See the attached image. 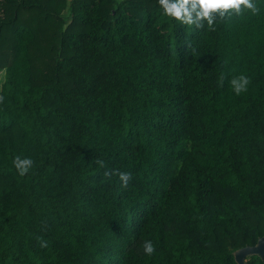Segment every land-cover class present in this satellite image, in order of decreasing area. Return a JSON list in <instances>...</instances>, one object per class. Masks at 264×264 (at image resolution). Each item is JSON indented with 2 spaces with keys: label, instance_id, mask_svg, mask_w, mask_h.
I'll use <instances>...</instances> for the list:
<instances>
[{
  "label": "trees",
  "instance_id": "obj_1",
  "mask_svg": "<svg viewBox=\"0 0 264 264\" xmlns=\"http://www.w3.org/2000/svg\"><path fill=\"white\" fill-rule=\"evenodd\" d=\"M253 3L213 13V31L159 0H0V264H237L264 236ZM17 155L34 161L24 176Z\"/></svg>",
  "mask_w": 264,
  "mask_h": 264
},
{
  "label": "clouds",
  "instance_id": "obj_2",
  "mask_svg": "<svg viewBox=\"0 0 264 264\" xmlns=\"http://www.w3.org/2000/svg\"><path fill=\"white\" fill-rule=\"evenodd\" d=\"M160 6L164 9V12L170 16L174 17L176 20L180 21L182 24L195 25L196 28H202L203 25L197 21L202 19L208 20V28L210 30H215L213 13L219 11L221 12V19H223V13L228 10H235L237 16L242 14L243 9H250L253 15H258L260 12V7L253 3V0H159ZM191 5V9L188 7ZM243 6V7H242ZM196 11V20H192L191 11ZM221 86L223 83V78H221ZM250 83V78L241 73L238 76H234L231 79V86L236 95H240L247 91V87ZM4 101V96L0 95V103ZM34 161L29 158H21L19 155L13 157V165L18 171L20 176H24L33 167ZM97 164L101 168H106L105 162L102 160H97ZM117 175L121 181V187L127 188L129 181L132 179L130 172H121L117 169H106L104 176L106 178H111V176ZM40 246L46 247L47 241L40 237H37ZM144 254L151 256L155 253V245L151 240L144 241L143 245Z\"/></svg>",
  "mask_w": 264,
  "mask_h": 264
},
{
  "label": "water",
  "instance_id": "obj_3",
  "mask_svg": "<svg viewBox=\"0 0 264 264\" xmlns=\"http://www.w3.org/2000/svg\"><path fill=\"white\" fill-rule=\"evenodd\" d=\"M234 260L237 264H247L246 257L250 255H257L263 257L264 255V236L257 239L256 243L251 246H244L234 251Z\"/></svg>",
  "mask_w": 264,
  "mask_h": 264
},
{
  "label": "rangeland",
  "instance_id": "obj_4",
  "mask_svg": "<svg viewBox=\"0 0 264 264\" xmlns=\"http://www.w3.org/2000/svg\"><path fill=\"white\" fill-rule=\"evenodd\" d=\"M2 81H3V72L0 73V86H1Z\"/></svg>",
  "mask_w": 264,
  "mask_h": 264
}]
</instances>
